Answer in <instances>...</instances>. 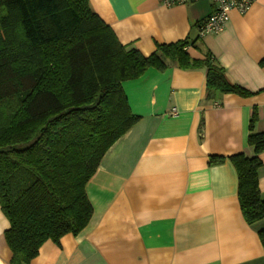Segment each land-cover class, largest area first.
Returning a JSON list of instances; mask_svg holds the SVG:
<instances>
[{
  "label": "crops",
  "instance_id": "1",
  "mask_svg": "<svg viewBox=\"0 0 264 264\" xmlns=\"http://www.w3.org/2000/svg\"><path fill=\"white\" fill-rule=\"evenodd\" d=\"M122 45L143 56L156 45L188 39L195 60L210 53L227 81L251 95L216 93L205 99L203 68H149L121 86L139 121L105 153L85 186L88 225L58 244L44 242L29 264H264L258 231L237 200V176L225 159L243 153L253 109L254 132H264V0L245 14L231 11L223 31L199 36L214 10L210 0L166 7L162 0H88ZM172 110L176 115H172ZM264 201V152L259 155ZM0 210V264H10Z\"/></svg>",
  "mask_w": 264,
  "mask_h": 264
},
{
  "label": "trees",
  "instance_id": "2",
  "mask_svg": "<svg viewBox=\"0 0 264 264\" xmlns=\"http://www.w3.org/2000/svg\"><path fill=\"white\" fill-rule=\"evenodd\" d=\"M185 39L156 45L143 56L122 45L88 0H0V210L10 264H29L46 241L77 236L92 207L85 186L105 153L138 121L121 84L147 69L203 68L205 99L216 93L249 97L229 83L210 53L192 59ZM264 63V61L262 62ZM253 109L243 153L227 159L237 176V200L247 225L264 220L258 170L264 132ZM264 246V227L258 233Z\"/></svg>",
  "mask_w": 264,
  "mask_h": 264
},
{
  "label": "built area",
  "instance_id": "3",
  "mask_svg": "<svg viewBox=\"0 0 264 264\" xmlns=\"http://www.w3.org/2000/svg\"><path fill=\"white\" fill-rule=\"evenodd\" d=\"M198 0H162V5L171 7L175 5H184L196 2ZM215 7L213 12L205 18L198 26L199 36L207 34L221 33L229 20L231 11L239 14H245L254 0H210ZM172 115H176V111L172 110Z\"/></svg>",
  "mask_w": 264,
  "mask_h": 264
}]
</instances>
